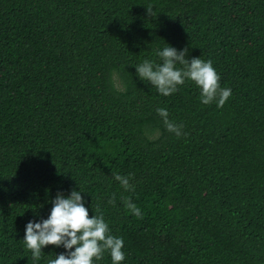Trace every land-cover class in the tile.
Returning a JSON list of instances; mask_svg holds the SVG:
<instances>
[{
  "label": "trees",
  "instance_id": "trees-1",
  "mask_svg": "<svg viewBox=\"0 0 264 264\" xmlns=\"http://www.w3.org/2000/svg\"><path fill=\"white\" fill-rule=\"evenodd\" d=\"M169 45L212 60L222 108L139 78ZM74 189L124 239L120 264H264V0H0V264L66 252L34 260L23 238Z\"/></svg>",
  "mask_w": 264,
  "mask_h": 264
},
{
  "label": "clouds",
  "instance_id": "clouds-1",
  "mask_svg": "<svg viewBox=\"0 0 264 264\" xmlns=\"http://www.w3.org/2000/svg\"><path fill=\"white\" fill-rule=\"evenodd\" d=\"M146 11L149 16L154 15L152 5L146 6ZM186 51L187 48L177 50L169 45L157 52L162 63L145 59L135 65L137 75L163 96L174 94L186 80H191L201 89L200 99L203 104L216 102L217 107L222 108L232 94L231 89L220 86L221 77L212 60L205 61L200 57L186 59ZM177 64L183 67H177ZM156 112L162 118L167 131L177 137L183 135L184 125L170 120L166 108H157ZM113 176L125 191L135 190L130 183L134 178L133 174L113 173ZM81 192L74 189L67 197L63 193H58L52 201L53 207L47 219L27 223L23 240L26 248L32 253V259L40 260L44 247L48 245L63 246L66 252L49 259L47 264H95L96 261L103 259L105 252L110 254L112 264H120L125 259V252L122 250L124 239L110 233L109 225L99 209L94 210L95 215H89ZM122 199L129 212L143 218L141 210L130 197ZM108 203H115V194Z\"/></svg>",
  "mask_w": 264,
  "mask_h": 264
}]
</instances>
